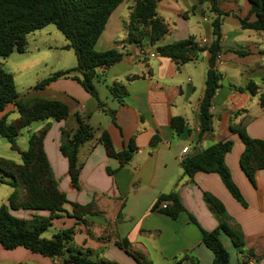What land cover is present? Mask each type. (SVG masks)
Wrapping results in <instances>:
<instances>
[{
    "label": "crops",
    "instance_id": "obj_1",
    "mask_svg": "<svg viewBox=\"0 0 264 264\" xmlns=\"http://www.w3.org/2000/svg\"><path fill=\"white\" fill-rule=\"evenodd\" d=\"M134 6V0H126L113 12L95 47L97 52L116 49L123 54L116 64L99 68L94 79L100 101L115 112V118L72 78L59 79L40 90L46 94L44 99L64 102L70 109L66 121L42 122L37 129L51 123L45 150L60 189L71 202L82 206L95 202L101 212L79 219L69 205L42 237L52 240L60 231L75 229L73 242L67 246L68 254L88 253V259L94 263L138 264L120 247L127 241L132 252L141 254L151 264H174L180 260L182 264H213L214 254L203 244L202 234L219 225L205 199V193H209L224 204L232 226L244 235L246 249L254 253L256 261L249 260L248 264H264V170L256 174L254 186L240 165L245 146L231 131L232 127L244 128L251 138L264 140V108L260 105L264 95V33L242 27L241 20H256L249 1L216 0L218 10L228 13L222 17V49L215 67L222 79L212 101L213 131L203 136L200 106L206 92L211 53L206 50L193 61L181 64L161 56L157 49L188 40L209 49L215 41L213 20L217 17L212 3L160 0L156 12L166 24L167 33L155 45L146 38L141 46L128 42L127 27ZM67 44L62 42L54 48L63 50ZM44 47L53 48L49 43ZM65 51L68 57L72 58V52L75 55L73 50ZM75 62L74 67L63 62L57 72L76 69V55ZM114 85L125 86L124 103L112 94ZM12 113H16V107L9 105L0 113V119ZM76 114L97 129L95 138L79 153V189L73 186L68 160L60 151L61 131L77 129ZM174 118L186 121L184 132L178 134L172 128ZM104 131L117 152L129 149L131 144L136 146L137 152L129 164L121 166L118 160L107 156L98 141ZM155 138L158 143L152 146ZM228 140L234 146L225 162L246 206L234 198L219 175L197 173L190 178L184 176L181 166L187 156ZM185 148L189 150L183 154ZM173 192L185 208L177 220L153 210L162 195ZM11 213L28 221L50 215L26 210ZM221 239L230 252L231 264H240L241 257L230 238L222 235ZM0 264L64 262L62 258L44 257L23 247L6 250L0 244Z\"/></svg>",
    "mask_w": 264,
    "mask_h": 264
},
{
    "label": "trees",
    "instance_id": "obj_2",
    "mask_svg": "<svg viewBox=\"0 0 264 264\" xmlns=\"http://www.w3.org/2000/svg\"><path fill=\"white\" fill-rule=\"evenodd\" d=\"M126 0H0V57L9 58L14 52L23 54L27 51L28 36L41 31L50 25L56 26L65 37L68 44L65 50H73L78 61L76 69L59 71L39 82L33 90L46 89L53 82L72 78L77 80L85 90L99 103V107L115 118V112L108 110L100 101L94 84L99 68L110 67L119 62L123 54L116 49L106 52H97L96 44L102 36L108 20L113 12ZM160 0H134L130 23L127 27L128 42L141 46L146 38L151 44H156L167 33V26L156 12ZM212 10L217 15L213 20L215 41L209 49L200 47L192 40L161 46L157 49L163 57L171 58L181 64L193 61L201 52L209 50L211 53L210 69L207 74L206 92L200 106L201 135L213 131L212 101L220 88L221 75L216 71L218 56L221 53L222 17L228 15L218 10L216 0H209ZM251 5V14L256 20L249 22L241 20L244 29H252L264 33V0H248ZM255 86V85H253ZM252 91V87L250 85ZM112 94L124 103L127 91L123 85H114ZM9 105L16 107L18 117L11 123L9 115L0 119V137L8 141L11 149L22 157V164H17L0 156V171L4 177L0 184H7L13 188V193L7 205L0 207V244L6 250L23 247L44 257L62 258L64 264H108L94 263L88 259V253L78 252L68 254V244L73 242L75 229L63 230L57 233L52 240H46L42 235L52 226V221L66 212L67 205L72 206L73 215L82 219L87 214L101 213L95 202L82 206L71 202L64 194L56 180L52 166L45 150V139L51 128L48 123L43 129L34 132L28 140V149L22 151L17 144V138L24 129L36 122L66 121L70 116L69 106L58 100L30 97L20 99L14 75L0 67V113ZM260 105L264 108V95L260 97ZM77 129L69 131L62 129V143L60 151L68 160L69 175L73 186L80 188L79 177L81 165L79 153L81 148L95 138L97 129L88 124L80 114L75 115ZM176 133L184 132L187 123L183 118H174L171 122ZM231 131L242 140L245 149L241 155L240 165L255 186V176L264 170V140L251 138L244 128L232 127ZM105 148L111 159H116L121 166L131 162L137 152L136 146L131 144L129 149L117 152L111 137L102 132L98 140ZM155 138L151 145L155 146ZM231 140L219 142L206 150L189 155L182 161L184 176L193 177L197 173L217 174L234 198L242 205L246 202L233 181L225 159L233 149ZM205 199L210 209L217 215L218 227L211 232L202 231L203 244L214 254L213 264H231L230 252L222 242V235L232 241L239 256L240 264H248L255 260L254 253L246 249L244 235L238 227L232 226V218L224 204L215 196L205 193ZM170 202L166 209H162L163 202ZM26 210L48 212L49 217H34L32 221L18 218L11 211ZM177 220L185 211L177 193L162 195L153 207ZM196 222L194 218H191ZM138 264H151L141 254L132 252L127 241L120 244ZM174 264H182V260Z\"/></svg>",
    "mask_w": 264,
    "mask_h": 264
},
{
    "label": "rangeland",
    "instance_id": "obj_3",
    "mask_svg": "<svg viewBox=\"0 0 264 264\" xmlns=\"http://www.w3.org/2000/svg\"><path fill=\"white\" fill-rule=\"evenodd\" d=\"M48 39H50L49 42H47ZM62 42H66L64 36L56 26L50 25L42 32L38 31L28 36V46L25 53L14 52L7 59L0 57V67L14 75L20 99L25 100L30 97L44 98L45 93L33 90L39 82L56 73L65 61V66L67 67L77 66L73 52L70 54L72 55L71 58L67 56L68 52L64 49L54 48V46L60 47ZM47 43L51 44L53 48L45 50L44 46ZM17 117L18 113H12L8 118V122L11 123ZM41 124L42 122L33 123L31 127L22 131L21 135L17 138V144L20 149H28L30 135L37 132ZM0 156L19 164L22 163L21 155L13 151L8 141L2 137H0ZM1 177H4V175L0 171ZM12 191L10 185L0 184V207L7 205L8 197Z\"/></svg>",
    "mask_w": 264,
    "mask_h": 264
},
{
    "label": "built area",
    "instance_id": "obj_4",
    "mask_svg": "<svg viewBox=\"0 0 264 264\" xmlns=\"http://www.w3.org/2000/svg\"><path fill=\"white\" fill-rule=\"evenodd\" d=\"M203 44H204V45H207V44H208V41H207V40H204V41H203ZM121 48L123 49V47H121ZM218 59H220V56L218 57ZM188 150H189L188 148H185V149L183 150V154L187 153ZM169 204H170V202H168V201L163 202L162 205H161V208H162V209H166V208L169 206Z\"/></svg>",
    "mask_w": 264,
    "mask_h": 264
}]
</instances>
